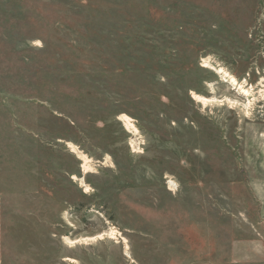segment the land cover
Returning <instances> with one entry per match:
<instances>
[{"label":"rangeland","instance_id":"rangeland-1","mask_svg":"<svg viewBox=\"0 0 264 264\" xmlns=\"http://www.w3.org/2000/svg\"><path fill=\"white\" fill-rule=\"evenodd\" d=\"M263 90L264 0H0V264H264Z\"/></svg>","mask_w":264,"mask_h":264},{"label":"bare ground","instance_id":"bare-ground-1","mask_svg":"<svg viewBox=\"0 0 264 264\" xmlns=\"http://www.w3.org/2000/svg\"><path fill=\"white\" fill-rule=\"evenodd\" d=\"M203 67L204 68H211L210 65H208V63H206V62H204ZM218 74H221L223 78H229L230 84H231L232 87H234V90L238 88L239 95H241L243 97L247 96V100L245 101L246 103H242L239 100H237L235 98H230L229 96H226V95L222 96L223 100H221V101H219L218 98H216V97L205 98L203 96H199V95L194 94V93H192V98L197 103L202 105L203 108H207V107H210V106H213V105L216 106L218 104H219V106H222V105H224L223 104L224 102L226 104H228L231 109L232 108L234 109V107H236V106H240L243 109V111H244L245 118L248 119L249 116H250V111H251V109H252V107H253V105L255 103V98H254L255 94H254L253 87L251 86L250 89L243 88L242 85L239 84L236 81V79H234L228 72H226V71H224L222 69H220L218 71ZM257 93H258V96L262 100H264V90L263 91H258ZM120 119L124 123L125 127L128 128V130L131 127H132V129H134L133 120L131 118H129L127 115H125V114L120 115ZM131 144H133V141L131 142ZM71 147H72V149H74V146H71ZM77 155H78L79 159L83 162L82 163L83 164L82 165V169H83V171H85L84 174L90 173L92 171L91 161L88 158H86L84 155H80L79 153H77ZM73 179L76 180L78 178L73 177ZM80 184H81V186H84L86 188V190H85L86 193L89 192V188L87 187L88 185H86L84 183L83 179H81ZM115 233H116V231L115 232L114 231H110L107 234H100V235H97L96 237H90V238H84V239H76V240H69V239L65 238V241L73 246V245L79 244L81 242L88 243L90 241H93V242L102 241V240H104V236L106 238L113 239V238H115ZM69 261L71 263L73 260L69 259Z\"/></svg>","mask_w":264,"mask_h":264}]
</instances>
